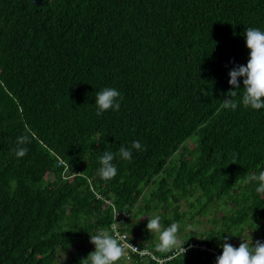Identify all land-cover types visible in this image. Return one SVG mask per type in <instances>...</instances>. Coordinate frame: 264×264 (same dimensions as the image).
<instances>
[{"label": "trees", "instance_id": "16d2710c", "mask_svg": "<svg viewBox=\"0 0 264 264\" xmlns=\"http://www.w3.org/2000/svg\"><path fill=\"white\" fill-rule=\"evenodd\" d=\"M249 27L264 30V0H0V264H85L113 208L127 215L119 232L162 260L126 264H215L194 246L238 247L255 223L264 242V193L249 180L264 170V109L222 105ZM105 87L123 100L97 116ZM25 125L36 135L18 158ZM136 140L146 151L100 179V154ZM215 204L228 208L221 228L189 233ZM142 213L177 223L181 245L144 247ZM79 242L88 252L71 251Z\"/></svg>", "mask_w": 264, "mask_h": 264}, {"label": "clouds", "instance_id": "9594fccd", "mask_svg": "<svg viewBox=\"0 0 264 264\" xmlns=\"http://www.w3.org/2000/svg\"><path fill=\"white\" fill-rule=\"evenodd\" d=\"M244 39L245 47L248 50L247 63L236 66L229 71L228 84L232 91L227 94L228 98L222 101V105L225 109L231 110H236L241 105L252 110H261L264 109V30L249 27L245 31ZM241 88L243 95L238 100H234L229 94H234ZM122 100L123 96L119 89L115 87L103 88L96 93L94 98L96 115L102 116L107 111H119ZM25 128L27 134L17 137L16 147L13 149L18 158L27 155L29 149L24 145L30 143L31 138L36 135L27 125ZM133 151H146V148L139 140H136L131 143L130 147L121 146L117 152L103 151L99 156L97 176L104 181L115 178L118 174V166L114 161L117 159L131 161ZM249 180L256 182L255 191L257 193H264V170L251 176ZM146 230L150 234L158 233V241L155 247L159 251H170L179 244L178 224L171 223L165 226L161 223L159 215L148 218ZM224 240L225 242L220 245L221 252L213 248L210 249L217 254L206 251L209 256L216 259L215 264H264V242L257 240L252 243L250 234L246 239H241L242 242L238 247L226 242L228 237H224ZM89 242L94 246V251L84 259L85 264H117L125 255L121 242L107 229L99 228L95 234L90 235ZM129 246L132 247L130 244ZM203 246L205 245L203 244ZM178 249L182 253L187 252L184 244ZM172 255L170 254L167 259Z\"/></svg>", "mask_w": 264, "mask_h": 264}, {"label": "rangeland", "instance_id": "374dc122", "mask_svg": "<svg viewBox=\"0 0 264 264\" xmlns=\"http://www.w3.org/2000/svg\"><path fill=\"white\" fill-rule=\"evenodd\" d=\"M193 147H194V145L192 143H188V148H193ZM147 194H148V192H147ZM144 200H145V198L140 199L138 201V203H137V206H142L144 203H146V201H144ZM182 204H183V208L182 209L183 210L186 209L187 206L184 203H182ZM217 206H218V204H215V205L211 206L209 208V210H208V214L205 217H203V218H199L198 217L196 220H199V222H196V221L193 222V225L190 226L191 228H189L188 232L191 231L189 233H192V232L196 231L197 233H204V232H208L211 229H215V230L220 229L221 228V221L219 219H221V215L222 214H225V213L228 212V210H227L228 208L225 207V206H220V208H217ZM142 215H143V213L141 214V216ZM151 216H154V215L153 214H151L149 216L143 215L144 218L141 219V220H145L146 219V221L144 222V228H146V224L148 222V218L147 217H151ZM212 220L216 221V223H212L211 222ZM262 233H263V229L260 228L259 223H255L254 228L251 227V226H246L245 227L244 232H243V234L241 236V239H246L247 236L250 234L252 243H255L259 239V237L262 235ZM179 235H181V234H179ZM149 238L151 239L150 242L148 240H145L143 242V246L144 247L148 248L149 245L155 246L157 241L153 239L151 234H150ZM178 239H179V244L178 245H181L182 238L178 237ZM241 239H240V243L242 242ZM78 249L82 250V251L80 250V252H88L87 249L89 250L88 245H87L86 242H79V245L76 248H74L73 250H71V251L72 252H76ZM90 249H91V251H94V246L91 245ZM66 254L67 253H65V255ZM122 260H123L122 262L118 261L117 264H126V263H128V261H126L125 258H122Z\"/></svg>", "mask_w": 264, "mask_h": 264}, {"label": "built area", "instance_id": "2783aa9c", "mask_svg": "<svg viewBox=\"0 0 264 264\" xmlns=\"http://www.w3.org/2000/svg\"><path fill=\"white\" fill-rule=\"evenodd\" d=\"M62 163L59 162L58 165H61ZM99 198V196H98ZM106 204L112 205L111 201H105ZM117 215V216H116ZM113 217H114V221L110 226V229L112 231V234L121 242L122 246L124 247V251H125V255L123 256L125 258L126 261H129L131 258L132 254H136L138 255L141 259H143V257H151L152 259H155L156 261H158L159 263L162 262L161 259L156 258L148 249L144 248L142 250H140L135 243L132 241L131 237L128 236L126 233H121L119 232V225L125 220V218L127 217V215H122L119 216L118 212L113 209ZM129 244L132 246L130 247ZM187 249V247H185ZM194 248H199L201 251H207L208 253H214L217 254L215 251L211 250L210 248H207L205 246H197L195 245ZM182 253L180 251V249H175L173 251V255L170 256L167 260L171 259L172 257L178 255ZM140 259V260H141Z\"/></svg>", "mask_w": 264, "mask_h": 264}, {"label": "water", "instance_id": "95a60500", "mask_svg": "<svg viewBox=\"0 0 264 264\" xmlns=\"http://www.w3.org/2000/svg\"><path fill=\"white\" fill-rule=\"evenodd\" d=\"M42 0H32L35 5H40Z\"/></svg>", "mask_w": 264, "mask_h": 264}]
</instances>
